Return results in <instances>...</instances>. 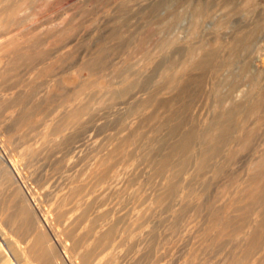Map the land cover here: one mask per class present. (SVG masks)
I'll use <instances>...</instances> for the list:
<instances>
[{"label":"rangeland","instance_id":"1","mask_svg":"<svg viewBox=\"0 0 264 264\" xmlns=\"http://www.w3.org/2000/svg\"><path fill=\"white\" fill-rule=\"evenodd\" d=\"M0 264H264V0H0Z\"/></svg>","mask_w":264,"mask_h":264}]
</instances>
